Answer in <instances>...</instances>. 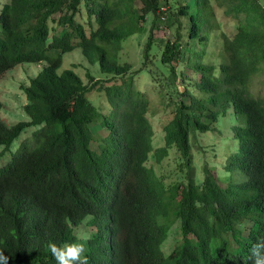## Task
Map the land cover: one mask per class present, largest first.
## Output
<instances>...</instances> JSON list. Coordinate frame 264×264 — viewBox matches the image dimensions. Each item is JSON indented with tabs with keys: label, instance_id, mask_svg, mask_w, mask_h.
I'll return each instance as SVG.
<instances>
[{
	"label": "trees",
	"instance_id": "obj_1",
	"mask_svg": "<svg viewBox=\"0 0 264 264\" xmlns=\"http://www.w3.org/2000/svg\"><path fill=\"white\" fill-rule=\"evenodd\" d=\"M214 3L237 21L233 37L222 34L221 62L211 52ZM82 6L90 31L78 19ZM165 15L175 31L160 58L168 72H157L151 52ZM151 21L142 70L175 107L158 148L150 99L121 59ZM78 48L104 79L90 69L88 82L59 73ZM43 62L21 85L28 122L9 125L0 101V252L8 264H56L48 244L79 243L81 234L91 237L89 264H250L251 244L264 237V97L252 92L264 70L261 0H10L0 11V79ZM95 90L110 113L91 100ZM31 127L41 128L4 164ZM173 151L170 179L155 164ZM175 226L181 241L167 254Z\"/></svg>",
	"mask_w": 264,
	"mask_h": 264
},
{
	"label": "rangeland",
	"instance_id": "obj_2",
	"mask_svg": "<svg viewBox=\"0 0 264 264\" xmlns=\"http://www.w3.org/2000/svg\"><path fill=\"white\" fill-rule=\"evenodd\" d=\"M177 1V0H175ZM173 2V0H171ZM10 3V0H0V11L4 4ZM261 4L264 7V0H261ZM165 6V5H164ZM215 13H216V24L217 27L213 34L212 40V59L214 61H222L221 51H222V34H227L233 37L237 32V21L234 17L226 15L223 8H221L218 3H214ZM167 11V6L165 7ZM164 19L161 18L160 24L161 28L154 32V49L152 50V62L150 63V69L157 72H168L166 68L161 66V54L163 48L167 46L170 36L174 34V29H170L171 17L165 15ZM78 19L85 24L88 31H90V26L88 24L89 17L85 6H82V14ZM52 26L57 27L56 24ZM152 26V21L148 23L146 31L141 35L133 36L129 41L125 43V48L121 52V59L130 62L134 65L132 75H135V83L137 88L142 92L146 93L151 102V109L148 115L154 128V144L158 148L164 144V127L173 119L175 107L172 105L168 106L171 99L167 98L168 101H164L159 96V89L156 86V82L153 77L148 74V70L144 69V50L146 43L149 38V31ZM57 32L61 29L58 27ZM46 63H30L21 64L11 71H8L5 76L0 79V101L5 105V109L2 112L4 120L9 125H15L19 122H28L30 120L29 116L23 109V105L26 104L27 98L25 93L21 90V85L23 81L30 82V78L37 76L45 68ZM88 69L96 76L97 79H104L107 75L101 72L99 64L91 65L85 60L81 50L75 49L74 51L66 54L64 56V61L59 73L62 74L65 70H74L78 73L85 82H88ZM141 70V71H140ZM141 72V73H138ZM189 76H193L192 73L188 72ZM155 82V83H154ZM180 92H184V86L180 85ZM252 92L256 96L264 97V70L261 71L253 80ZM91 100L106 114L110 113V105L104 95H100L96 90L90 95ZM41 127H31L27 129L22 135L13 143L10 151L5 157V163H8L11 158L12 153H16L22 142L27 139L32 138L33 134L37 132ZM94 132L99 134H106L103 130L94 127ZM154 164V162H150ZM178 165V155L173 151L169 158H167L162 165H156V169L159 174H165L170 179L174 178V170ZM181 241V232L179 226H175L168 239L166 240L163 250L170 254L175 247Z\"/></svg>",
	"mask_w": 264,
	"mask_h": 264
},
{
	"label": "clouds",
	"instance_id": "obj_3",
	"mask_svg": "<svg viewBox=\"0 0 264 264\" xmlns=\"http://www.w3.org/2000/svg\"><path fill=\"white\" fill-rule=\"evenodd\" d=\"M91 237L79 235V243H64L58 246L55 243H49L48 249L52 254L56 264H89V257L86 254V241ZM9 257L0 252V264H8ZM250 264H264V237L256 239L249 249Z\"/></svg>",
	"mask_w": 264,
	"mask_h": 264
}]
</instances>
